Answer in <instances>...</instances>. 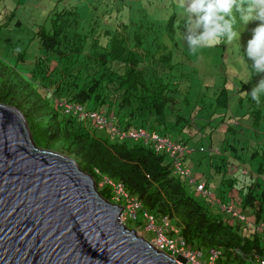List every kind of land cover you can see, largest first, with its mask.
<instances>
[{"label":"trees","instance_id":"1","mask_svg":"<svg viewBox=\"0 0 264 264\" xmlns=\"http://www.w3.org/2000/svg\"><path fill=\"white\" fill-rule=\"evenodd\" d=\"M61 1L35 32L40 54L31 70L22 74L16 63L0 59V103L22 113L37 147L74 159L104 199L119 206L125 203L123 197L115 200L109 185L98 187L106 177L139 201L142 210L134 221H126L130 227L135 221L146 222L144 211L157 222L166 217L192 248H220V264H251L244 256L252 250L264 253V234L243 231L233 219L212 211L210 201L175 171L170 157L156 152L143 137L120 139L65 112V105L100 113L125 133L142 129L184 144L197 155L183 154L189 155L184 159L192 172L202 178L213 171L227 196L235 188L241 208L257 224L264 221V149L257 142L247 147L242 138L238 122L248 119L244 116L249 111L238 112L239 118L228 112L230 95L225 88L210 101L199 95L192 103L191 71L181 68L189 50L181 34L185 27L178 24V13L167 14V0ZM245 57L250 77L259 80L246 53ZM261 110L250 112L255 130ZM222 125L224 145L210 150ZM248 162L253 167L243 174L246 169L239 171L236 165ZM239 173L245 176L234 187ZM205 186L211 185L205 181Z\"/></svg>","mask_w":264,"mask_h":264},{"label":"water","instance_id":"2","mask_svg":"<svg viewBox=\"0 0 264 264\" xmlns=\"http://www.w3.org/2000/svg\"><path fill=\"white\" fill-rule=\"evenodd\" d=\"M71 157L0 103V264H175L121 221Z\"/></svg>","mask_w":264,"mask_h":264},{"label":"rangeland","instance_id":"3","mask_svg":"<svg viewBox=\"0 0 264 264\" xmlns=\"http://www.w3.org/2000/svg\"><path fill=\"white\" fill-rule=\"evenodd\" d=\"M166 4L168 5L167 14L178 13L177 22L185 27L184 12L178 6L176 0H167ZM61 5V0H0V59L13 66L16 63V69L22 74L31 70L35 64V57L40 54L37 40L34 39L35 32L38 26L47 24L50 10L54 7L60 8ZM257 23L245 24L238 15L233 13L235 38L229 42L226 38L217 37L215 40L209 41V46L199 48L196 53L189 49L187 51L188 59H183L184 65H181V68L186 72L191 71L192 89L190 98L192 103L193 98L199 95H205L206 100L210 101V99L215 98V95L222 88H225L230 95L228 112H233L234 117L239 118L238 112L249 111V114L244 116L249 115V118L245 120L242 118L238 122L244 135L242 138L246 140L245 145L254 148L255 142H257L264 149V96L261 97L259 104L251 98V88L258 80L250 77V70L245 57L247 42L251 39L252 29L256 27ZM184 33L185 30L181 32L183 36ZM244 83L249 87H243ZM240 98H242V101L239 100ZM239 104H241L240 109H238ZM257 107L262 109V119L258 130H255V116H251L250 112ZM222 111H225V109ZM234 117L231 116L230 124ZM225 130L226 125H222L212 137L214 140L213 146L217 149L224 145L221 140L224 136L222 132ZM226 138H229V136H226ZM242 138H240V141L243 140ZM191 155L192 158L197 156L194 152ZM248 163L249 165L238 164L236 166H238L239 171L246 168L250 170L253 164L252 162ZM234 164H237V162H234ZM246 170L248 171V169ZM244 176L241 174L237 176L233 185L239 187L240 182L238 180H241ZM198 181H207L212 185L219 181V176L214 174L213 171H209L205 172L204 177ZM99 185L98 187H100ZM224 187L222 185L220 191ZM215 193L223 201L222 203L226 204L228 201L227 191L220 193L216 190ZM237 207L240 212H245L247 216V212L241 208V202L240 206ZM216 209L222 215L220 206H217ZM211 210L214 211L212 208ZM121 216L123 218V220L120 219L122 223H126L127 227L137 236L146 238L144 222L135 221L136 224L133 223L132 228H130V224L126 222V215L122 214ZM244 230L251 232L252 226L249 225Z\"/></svg>","mask_w":264,"mask_h":264},{"label":"built area","instance_id":"4","mask_svg":"<svg viewBox=\"0 0 264 264\" xmlns=\"http://www.w3.org/2000/svg\"><path fill=\"white\" fill-rule=\"evenodd\" d=\"M73 112L77 114L82 119L90 120L99 129H104L109 131L113 136H117L120 139L132 138L139 139L143 137L145 141L150 142L155 148L156 152L163 151L166 153L173 162L175 171L180 175L186 177L190 176V171L188 169L182 168L180 164V158L183 155L185 148L169 138L160 137L157 134H146L143 130H133L127 133L122 132L117 127H115L110 120H108L103 115L93 112L85 111L80 106L65 105V112ZM190 179V178H189ZM190 182H193L191 179ZM109 185L115 192V200H120L121 197L124 198L123 211L120 214L126 215V221L129 219L135 220L136 213L142 210L141 203L135 200L124 191L121 184H115L103 177L100 185ZM196 191L202 195H207L204 184H197ZM240 197L232 192L230 196L228 195V201L226 204L212 200L213 204H217L222 209V214L225 217L233 219V221L239 223L241 229H245L252 226V231L256 233L264 234V221L260 223H253V220L245 212H240L237 206H240ZM143 216L146 219L145 230L149 238L150 244L159 252L166 254L170 257L175 264H220V258L222 255V250L218 247L207 248L203 251L199 248H192V246L187 245L185 241L179 236L178 229L169 222V220L164 217L158 222L156 217L143 212ZM123 220L122 216L120 217ZM245 231V230H243ZM253 232V233H254ZM232 253L242 255V252L237 248L231 249ZM245 260L251 264H264V253L258 252L256 250L249 251L245 254ZM235 264V263H232Z\"/></svg>","mask_w":264,"mask_h":264},{"label":"clouds","instance_id":"5","mask_svg":"<svg viewBox=\"0 0 264 264\" xmlns=\"http://www.w3.org/2000/svg\"><path fill=\"white\" fill-rule=\"evenodd\" d=\"M176 2L183 9L185 25L184 40L193 53H196L201 47L209 46V41L215 40L217 37L226 38L231 42L236 36L233 26V13L238 15L245 24L258 22L256 27L252 29V37L248 40L245 51L248 60L251 61L252 71L260 77L250 91L252 100L259 104L261 97L264 96V0H176ZM169 139L172 140L171 138ZM181 145L185 148L184 153H188L187 147L184 144ZM210 150H217V148L213 146ZM183 156L179 160L180 164L182 168L190 171L187 181L191 183V186L196 191V185L204 184L205 186V181L198 182L194 177L192 169L184 167ZM248 171L244 170L243 174H248ZM191 179L193 182H190ZM206 189L207 187L205 186ZM233 190L240 197L239 193L235 191L236 189L233 188ZM123 224L127 227L126 223ZM145 236L146 238H142L150 243L148 236Z\"/></svg>","mask_w":264,"mask_h":264},{"label":"crops","instance_id":"6","mask_svg":"<svg viewBox=\"0 0 264 264\" xmlns=\"http://www.w3.org/2000/svg\"><path fill=\"white\" fill-rule=\"evenodd\" d=\"M193 152L192 151H189L188 152V154L189 155H191ZM189 155H187V156H185L184 158H188L189 157ZM186 161L187 160H183V165H185L184 167H186V168H192V166H191V164L190 165H188V164H186ZM199 172H202V171H200V170H198ZM205 172V171H204ZM204 172H202V173H204ZM195 174H194V177H195V179H197V181L200 179V177H198L197 175H199V176H202L200 173L198 174V173H196V172H194ZM230 174V173H229ZM198 182H202V181H198ZM217 183V184H216ZM223 184H220V180L218 181V182H215V184L212 186H206L207 187V189H206V192H207V195H205V196H203V198H207L209 201H210V205L212 206L211 208H214V209H216V207L218 206L217 204H213L212 203V200L213 199H216V201H218V202H223V201H221V199L220 198H218V196L216 195V193H215V191L217 190V191H219L220 193H223L224 192V189L222 190V191H220V188H221V186H222ZM217 210V209H216ZM253 220V219H252Z\"/></svg>","mask_w":264,"mask_h":264}]
</instances>
